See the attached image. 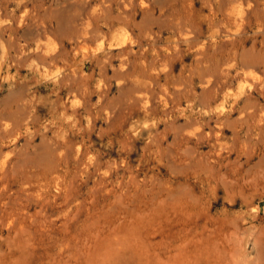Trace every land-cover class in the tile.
<instances>
[{
  "label": "rangeland",
  "instance_id": "374dc122",
  "mask_svg": "<svg viewBox=\"0 0 264 264\" xmlns=\"http://www.w3.org/2000/svg\"><path fill=\"white\" fill-rule=\"evenodd\" d=\"M0 264H264V0H0Z\"/></svg>",
  "mask_w": 264,
  "mask_h": 264
}]
</instances>
